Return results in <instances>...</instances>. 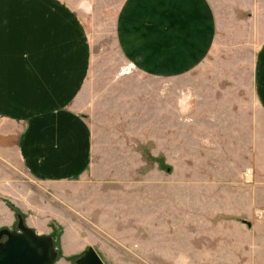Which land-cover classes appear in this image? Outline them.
<instances>
[{"label": "crops", "instance_id": "1", "mask_svg": "<svg viewBox=\"0 0 264 264\" xmlns=\"http://www.w3.org/2000/svg\"><path fill=\"white\" fill-rule=\"evenodd\" d=\"M130 2V11L120 12V27L131 26ZM149 6L136 12L140 38L147 40V81L130 95L145 101L140 119L130 121L136 129L144 121V162L117 158L114 166L177 171V180L168 182L177 194L161 210L162 233L174 229L170 218L180 225L204 217L233 220L249 235L251 220H264V0H157ZM24 10L0 11V121L9 127L0 133L12 137L14 155L35 179L98 176L96 165L109 166L108 126L100 115L104 107L97 106L91 120L77 104L90 74L78 21L70 11ZM205 58L214 65H202ZM133 202L137 210L136 196ZM146 210H154L152 203ZM208 233L210 249L167 240L163 251L174 261L175 250H209L210 264H218V229ZM260 248L264 242L247 239L234 250Z\"/></svg>", "mask_w": 264, "mask_h": 264}, {"label": "rangeland", "instance_id": "2", "mask_svg": "<svg viewBox=\"0 0 264 264\" xmlns=\"http://www.w3.org/2000/svg\"><path fill=\"white\" fill-rule=\"evenodd\" d=\"M129 1L0 0V11L2 8L4 11H23L25 6L24 11H70L74 14L90 52L89 81L79 91L77 104L82 115H91V120L97 106L104 107L100 115H105L104 124L108 126L105 159L109 165H96L98 170L94 174L98 176L80 179L76 175L65 182L47 183L33 178L19 164L8 144L12 137L5 138L0 133V228L17 229L20 216L26 226L38 233L49 234L55 250L53 264H73L87 246L95 249L104 264H183L182 255L188 258L189 264H210L209 250H175L171 255L174 261H171L165 255L163 245L167 240L186 244L201 242V246L210 249L209 228L216 227L218 264H264L261 260L264 259L263 248L254 252L234 250L247 239L251 243L264 242V220L252 219L247 235L233 220L218 219L216 222L212 218L195 217L180 220L179 225L176 219L170 218L174 229L169 235L164 234L160 228L166 221L160 217L164 215L161 210L167 206L166 199L177 194L176 187H168L169 181L177 180V171L164 174L146 164L114 166L118 159L123 164H141L145 155L144 141H140L144 137V121L142 125L139 123L140 129L130 124L142 115L140 112L144 113L145 101H133L130 95L133 89L144 88L148 66L145 60L147 40L140 38L145 35L138 31L137 20L141 19L136 12L144 11L141 8L148 7V2L150 6L151 3L155 5L157 0H133L132 5L130 2L133 21L130 27V24L120 27V12L130 11L126 9ZM136 35H140L137 40ZM153 62L157 66V60ZM202 65H214V62L205 58ZM138 96H142V91H138ZM8 128L0 121V132ZM131 132L138 139L130 137ZM135 147L138 155L133 151ZM188 193L192 194V191ZM134 196L137 197V210ZM146 198L153 201V211L146 210L151 204L145 203ZM206 206L209 205L206 203ZM4 237L2 235L0 241ZM199 254H204L202 261L194 258Z\"/></svg>", "mask_w": 264, "mask_h": 264}, {"label": "water", "instance_id": "3", "mask_svg": "<svg viewBox=\"0 0 264 264\" xmlns=\"http://www.w3.org/2000/svg\"><path fill=\"white\" fill-rule=\"evenodd\" d=\"M17 229L0 228V264H53L55 250L49 234L26 226L19 216ZM73 264H104L95 249L87 246Z\"/></svg>", "mask_w": 264, "mask_h": 264}, {"label": "clouds", "instance_id": "4", "mask_svg": "<svg viewBox=\"0 0 264 264\" xmlns=\"http://www.w3.org/2000/svg\"><path fill=\"white\" fill-rule=\"evenodd\" d=\"M183 264H189V260L187 257L182 258Z\"/></svg>", "mask_w": 264, "mask_h": 264}]
</instances>
